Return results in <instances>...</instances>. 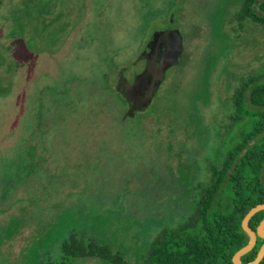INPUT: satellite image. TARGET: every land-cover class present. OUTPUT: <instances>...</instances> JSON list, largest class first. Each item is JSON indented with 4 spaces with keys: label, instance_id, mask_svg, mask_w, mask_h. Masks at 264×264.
<instances>
[{
    "label": "rangeland",
    "instance_id": "374dc122",
    "mask_svg": "<svg viewBox=\"0 0 264 264\" xmlns=\"http://www.w3.org/2000/svg\"><path fill=\"white\" fill-rule=\"evenodd\" d=\"M58 1L0 0V264H108L61 259L73 232L109 242L125 264H139L158 231L189 212L195 180L207 174L203 153L211 155L200 143L208 141L204 129L232 109L228 71L241 72L244 44L224 16L239 0L200 1L182 26L200 32L189 41L193 54L168 72L175 90L156 96L142 117L145 130L129 134L109 127L110 115L121 117L128 104L116 71L108 70L143 53L158 26L150 7L163 0H80L84 10L72 23ZM131 66L141 71L143 63ZM107 71L99 127L86 119L74 128L71 113L60 122L61 101Z\"/></svg>",
    "mask_w": 264,
    "mask_h": 264
},
{
    "label": "trees",
    "instance_id": "16d2710c",
    "mask_svg": "<svg viewBox=\"0 0 264 264\" xmlns=\"http://www.w3.org/2000/svg\"><path fill=\"white\" fill-rule=\"evenodd\" d=\"M262 5L264 7V2ZM242 12L243 6H240L237 17H241ZM234 23V31L240 36L238 23ZM100 88H106L104 93L98 91ZM240 90L238 87L232 97V109L228 112L230 125L239 123L240 112L245 110ZM107 92V84L101 80L99 83L90 81L89 88L67 95L70 98L61 101L65 106L60 111V122L64 124L72 117L74 128H78L87 119V127L98 128V116L107 114L104 109L108 104ZM80 110L88 111L85 118L76 114ZM254 111L249 128L228 133V150L222 163L212 165L210 180L202 184V188L198 187L201 192L191 200L186 216L165 224L158 231L140 256L139 264H234V254L249 240L242 220L254 205L264 203V104H259ZM69 113L71 117H68ZM143 114L126 120L112 114L109 127L119 128L126 134L141 133L145 130ZM228 124L226 126L230 128ZM224 126L219 123L216 127L223 129ZM263 218L264 210L250 219V226L255 229ZM263 242L264 239L258 238L254 248L241 257L242 261H252ZM61 247V259L95 257L108 264H125L124 254L114 250L109 242L98 241L85 232L80 235L73 232L63 240ZM259 264H264V258Z\"/></svg>",
    "mask_w": 264,
    "mask_h": 264
},
{
    "label": "flooded vegetation",
    "instance_id": "af4514ba",
    "mask_svg": "<svg viewBox=\"0 0 264 264\" xmlns=\"http://www.w3.org/2000/svg\"><path fill=\"white\" fill-rule=\"evenodd\" d=\"M32 0H29L31 2ZM80 0H59V5H62L61 7H64V10H66V15L68 18H70V23H72V18L75 19V22H77V18L79 17L77 15L80 8L84 10L82 4L78 2ZM201 0H163L162 4L160 6H152L150 7L151 15L148 17L150 19L151 24H158L153 30H151L149 38L147 39L144 51L147 50V53L151 56V54H155V52L158 54L157 60L160 61V59L163 58L165 62H167L172 55L176 54L178 52V44L177 41L179 38L182 40V50L178 56V61L175 64L168 65L165 71V76L162 82L160 83V86L158 90L156 91L154 97L152 98L151 103L153 102L154 98L158 96V98H161L162 96L166 95L168 91H174L175 86L172 84V87L170 88V82L173 74H169L168 72L171 69H174L177 66H182L183 64H187L188 60L192 56L193 53L189 54L187 49L189 45V41H194L197 37H199L200 32H198L197 27L193 25L191 28L189 27L186 31H183L182 26L188 24L192 18L195 17V12L199 7ZM259 1V3H257ZM54 2V0H53ZM264 0H239L238 3H236V10L234 11L232 4L230 6V12L229 15L224 16V22L227 23H238V28L240 29V38L243 42V56L242 59H244L245 63L241 68V72L236 75H232L231 71H228V74H230V79L228 80L229 86H228V94L229 99L228 103L233 104V95L236 92L237 88L239 87L241 96V102L245 106V110L240 112L239 120L238 122L241 123H231L228 124V110H225L226 115L223 116V118L218 122L217 120L212 123V129L209 131L207 128H205L206 137L208 138V141L200 140V143H203L204 146L207 148V146H210L211 155H205L203 162L201 161V165L204 166L205 171L207 174L204 177H199L196 181V185L193 186V191L195 192L193 195V199L199 195L201 191H198V187L202 188V184L207 183L211 178V167L213 164L222 163V159L225 157L227 150H228V133H232L233 131L237 132L244 128H249L251 126V119L252 115H254L255 111L254 109L258 108L259 104H264V15L260 14L264 13V7H263ZM57 3V2H55ZM87 3V2H86ZM1 4V3H0ZM81 5V6H80ZM240 6H243V12L241 17H237L236 12ZM51 17V15H49ZM84 15H81V18H83ZM65 17V18H67ZM0 20H1V14H0ZM82 21V19L80 20ZM239 21V22H238ZM77 24V23H73ZM173 31L168 37H161L158 39H155V35L163 32V31ZM185 35H187L185 37ZM152 50V51H151ZM143 51V52H144ZM2 53L3 58L0 54V63H3L6 60V56ZM140 57V56H139ZM139 57L132 60V63H129L127 65H120L116 66L113 69H109L108 71H116V76L120 82L119 88L125 93L124 97L127 101L128 108L125 109L124 114L121 116L123 120H126L130 117H135L137 115H143L145 116L147 113V108L145 110H139L138 104L143 99V96H140L138 99L136 98V94H133L132 97L128 95V88L127 86L133 83L135 76L140 71L134 70L133 66L131 64L136 62L143 63V67L146 64V60L142 59L139 60ZM132 67V68H131ZM143 69V68H142ZM141 69V70H142ZM105 73L104 80L108 82L106 79V75L109 72ZM1 82L5 83L3 79ZM233 82L236 83V85H233ZM168 84L167 89H165L162 93V89L165 84ZM161 93V94H160ZM168 95V94H167ZM168 99H171V96L168 97ZM211 100V99H210ZM173 105V103L170 101ZM148 105V107H149ZM179 117L181 116L180 113H178ZM200 112V118L198 123L200 126L204 128V120L201 117ZM143 117V116H142ZM181 123L182 122V118ZM223 120V122H222ZM225 124V126L222 128H217V124ZM186 124V123H185ZM182 124L185 130H187V125ZM230 128H228L226 126ZM216 125V126H215ZM225 130V133H224ZM219 133V134H218ZM224 133V134H223ZM185 140V139H184ZM182 140L183 143L185 141ZM205 152V151H204ZM193 162H199L198 160H194ZM203 163V164H202ZM200 171V169H199ZM227 177H228V170H227ZM199 180V182H198ZM191 202V201H190ZM192 205V202L190 204V207ZM257 227V226H256ZM256 229V228H255Z\"/></svg>",
    "mask_w": 264,
    "mask_h": 264
},
{
    "label": "water",
    "instance_id": "95a60500",
    "mask_svg": "<svg viewBox=\"0 0 264 264\" xmlns=\"http://www.w3.org/2000/svg\"><path fill=\"white\" fill-rule=\"evenodd\" d=\"M262 1V0H261ZM259 3V1H257ZM260 14L264 15V13ZM171 32L170 30H166L160 32L155 35V39L161 37H168ZM178 44V52L165 62L162 59L160 61L157 60L158 54H151V56L145 50L139 57V60L145 59L146 64L143 69L137 73L133 83L127 86L128 88V95L130 97L133 94H136V98L143 96V99L138 104V109L143 110L150 104L152 98L154 97L156 91L158 90L160 83L164 79L165 71L168 65H172L177 63L178 56L182 50V40L181 38L177 41ZM152 51V50H151ZM137 98V99H138ZM264 210V203H258L254 205L244 216L242 220V227L247 232L249 236V240L246 245L241 247L233 256V263L234 264H259L262 259L264 258V242L262 243L260 249L257 252L256 257L250 262H243L241 257L248 253L250 250L254 248V246L258 242V238L264 239V218L259 222L256 229H253L250 226V219L259 211Z\"/></svg>",
    "mask_w": 264,
    "mask_h": 264
}]
</instances>
